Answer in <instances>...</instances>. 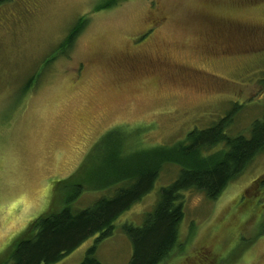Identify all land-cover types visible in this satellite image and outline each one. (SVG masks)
Listing matches in <instances>:
<instances>
[{
  "label": "rangeland",
  "instance_id": "rangeland-1",
  "mask_svg": "<svg viewBox=\"0 0 264 264\" xmlns=\"http://www.w3.org/2000/svg\"><path fill=\"white\" fill-rule=\"evenodd\" d=\"M107 1L0 0V264L29 221L63 206L67 186L82 185L76 209L112 193L90 181L109 130L119 132L110 146L130 156L208 127L234 103L233 133L264 112V0H117L97 9ZM80 17L84 27L61 52ZM176 172L166 166L97 241L103 264L129 262L123 225L141 226ZM256 179L264 180V150L216 199L185 191L179 246L160 264H264V198L261 218L248 200ZM97 236L53 264L80 263ZM202 240L217 258L202 249L188 261Z\"/></svg>",
  "mask_w": 264,
  "mask_h": 264
},
{
  "label": "trees",
  "instance_id": "trees-1",
  "mask_svg": "<svg viewBox=\"0 0 264 264\" xmlns=\"http://www.w3.org/2000/svg\"><path fill=\"white\" fill-rule=\"evenodd\" d=\"M116 2L110 0L96 7L100 9ZM85 23L86 19L78 18L61 40L58 50L69 49ZM53 55L46 59L47 63ZM240 108L234 103L233 108L208 127H194L182 140L171 145L150 146L130 156H121L115 145H111L115 149L110 146L114 141L113 133L119 132L117 128L109 130L99 142L98 151L104 146L105 153L99 159L97 153L94 155L93 179L90 181L94 188L113 187L112 193L102 194L89 205L76 209L72 204L82 192V185L67 186L63 206L29 221L23 236L13 245L6 264L56 263L94 234H98L95 243L78 264H103L96 257L97 241L110 236L116 219L153 188L166 166L174 165L177 168L175 178L160 187L158 199L142 225H123L132 245V256L127 264H160L179 246L180 225L184 217L183 193L197 191L208 200L216 199L264 150V112L259 118H253L246 130L233 133L232 126ZM108 146L112 148L110 151ZM98 164L99 170H96ZM250 188L258 190L248 199L259 207L252 218L256 214L261 218L264 180L256 179ZM248 189L240 193L241 198L248 197ZM261 229L264 231L262 221ZM200 242L187 260L196 259V253L202 249L209 253L206 259L215 260L218 253L214 246L206 240Z\"/></svg>",
  "mask_w": 264,
  "mask_h": 264
}]
</instances>
